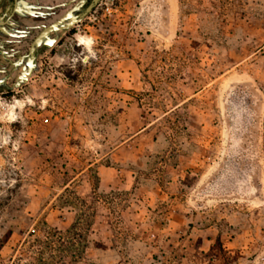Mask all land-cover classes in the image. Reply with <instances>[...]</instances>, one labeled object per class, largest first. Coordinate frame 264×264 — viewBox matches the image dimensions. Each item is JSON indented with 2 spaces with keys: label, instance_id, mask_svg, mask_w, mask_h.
Segmentation results:
<instances>
[{
  "label": "rangeland",
  "instance_id": "1",
  "mask_svg": "<svg viewBox=\"0 0 264 264\" xmlns=\"http://www.w3.org/2000/svg\"><path fill=\"white\" fill-rule=\"evenodd\" d=\"M25 98L0 121V264L49 229L51 264H264V0H102L0 88Z\"/></svg>",
  "mask_w": 264,
  "mask_h": 264
},
{
  "label": "water",
  "instance_id": "2",
  "mask_svg": "<svg viewBox=\"0 0 264 264\" xmlns=\"http://www.w3.org/2000/svg\"><path fill=\"white\" fill-rule=\"evenodd\" d=\"M73 1L64 5L69 6ZM98 1L91 0L83 12L76 14L84 3V0H80L55 19L49 13L55 6L39 4L38 0H0V66H3L5 61L12 62L13 58L21 54L17 61L12 62L11 74L15 77V81L7 88L14 89L27 83L37 66L38 48L52 47L58 41L60 33L78 25ZM59 13L60 10L53 15H59ZM24 22L27 24H23ZM20 25L23 26L20 27ZM28 42L30 45L25 53L24 45ZM3 52L5 58L2 57ZM24 58L26 62L20 69L17 68Z\"/></svg>",
  "mask_w": 264,
  "mask_h": 264
},
{
  "label": "flooded vegetation",
  "instance_id": "3",
  "mask_svg": "<svg viewBox=\"0 0 264 264\" xmlns=\"http://www.w3.org/2000/svg\"><path fill=\"white\" fill-rule=\"evenodd\" d=\"M52 3L51 4H48V6H55V8L51 9L49 13H51L50 15L52 16V18L54 17L55 19L58 18L59 16H61L62 14H64V12L66 10H68V8H70L71 6H74V4L80 2V0H74L73 2H71V4L69 6H65L64 4H66L67 2L71 1V0H51ZM91 0H84V3L81 5L80 7V10L76 12L77 13H81L85 10V8L87 7V5L89 4ZM102 0H99L98 3L96 4V6L88 13L86 14L83 19L79 22L82 23L84 19H86L88 17V15L94 11V9L101 3ZM57 5V6H56ZM60 10V13L59 15H53L55 14V12L59 11ZM75 26H72L71 28H69L68 30L66 31H70L72 28H74ZM30 45V42L27 43V45H24V52L27 53L28 51V47ZM46 48L44 46H41L38 48L37 50V58L36 60L38 59V56L40 54L41 51L45 50ZM24 54V53H23ZM21 54L17 55L15 58L12 59V62H15L18 60V57L20 56ZM2 57L5 58V54L4 52L2 53ZM12 62L10 61H5L3 63V66H0V79L2 81V83L0 84V88H7V86L11 85L14 81H15V77H12V74H11V71H12V68H13V64ZM26 62V59L24 58L22 63H20L18 65L17 68L20 69V67ZM3 70V71H2Z\"/></svg>",
  "mask_w": 264,
  "mask_h": 264
},
{
  "label": "clouds",
  "instance_id": "4",
  "mask_svg": "<svg viewBox=\"0 0 264 264\" xmlns=\"http://www.w3.org/2000/svg\"><path fill=\"white\" fill-rule=\"evenodd\" d=\"M77 39L79 44L82 45L84 50L87 52V56L83 58V62L87 63L89 58H95V54L92 51V44L94 43L93 39L91 37H86V36H78ZM24 103L31 104L32 101L28 98H25L24 101H13L12 103L0 101V107L6 105V111L0 113V121H5L8 123L16 121L17 115L15 114L14 109L17 107L22 108ZM9 143H10V135H0V147H3Z\"/></svg>",
  "mask_w": 264,
  "mask_h": 264
},
{
  "label": "trees",
  "instance_id": "5",
  "mask_svg": "<svg viewBox=\"0 0 264 264\" xmlns=\"http://www.w3.org/2000/svg\"><path fill=\"white\" fill-rule=\"evenodd\" d=\"M80 224L79 221H76L73 225V227H77ZM55 231V229H53ZM45 233L47 234V239L50 238L47 241L42 240H35L34 243H32L29 248L26 249V256H28L32 262L29 264H51L53 263V256L49 255L47 258H44L43 255L45 254V250H53L54 249V242L53 239L55 238L54 234L52 233V230H46ZM36 249V250H33ZM34 253L38 257L29 256V253ZM16 264H20V260H17Z\"/></svg>",
  "mask_w": 264,
  "mask_h": 264
},
{
  "label": "built area",
  "instance_id": "6",
  "mask_svg": "<svg viewBox=\"0 0 264 264\" xmlns=\"http://www.w3.org/2000/svg\"><path fill=\"white\" fill-rule=\"evenodd\" d=\"M112 11L113 8L111 7V5H109V3H104L103 12L111 14Z\"/></svg>",
  "mask_w": 264,
  "mask_h": 264
},
{
  "label": "crops",
  "instance_id": "7",
  "mask_svg": "<svg viewBox=\"0 0 264 264\" xmlns=\"http://www.w3.org/2000/svg\"><path fill=\"white\" fill-rule=\"evenodd\" d=\"M56 1V0H55ZM29 2H33V1H29ZM38 3L39 4H44V5H48V4H51L52 1L51 0H38ZM23 24H27V22H24ZM23 25H20V27H22Z\"/></svg>",
  "mask_w": 264,
  "mask_h": 264
},
{
  "label": "bare ground",
  "instance_id": "8",
  "mask_svg": "<svg viewBox=\"0 0 264 264\" xmlns=\"http://www.w3.org/2000/svg\"><path fill=\"white\" fill-rule=\"evenodd\" d=\"M78 36H86V37H89V36H87V35H77V37H78ZM77 37H76V40H77V42H78ZM78 44H79V42H78ZM79 45H80V44H79Z\"/></svg>",
  "mask_w": 264,
  "mask_h": 264
}]
</instances>
